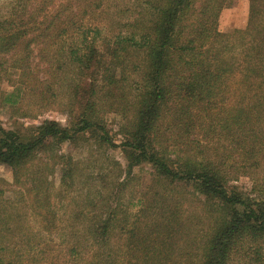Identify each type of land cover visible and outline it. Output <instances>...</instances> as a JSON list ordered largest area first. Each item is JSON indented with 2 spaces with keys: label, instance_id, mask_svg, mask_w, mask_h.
I'll list each match as a JSON object with an SVG mask.
<instances>
[{
  "label": "trees",
  "instance_id": "16d2710c",
  "mask_svg": "<svg viewBox=\"0 0 264 264\" xmlns=\"http://www.w3.org/2000/svg\"><path fill=\"white\" fill-rule=\"evenodd\" d=\"M238 1L0 3L10 118H67L0 122L13 179L0 178V264L43 262V234L70 240L71 264H264V0H250L245 28L220 31Z\"/></svg>",
  "mask_w": 264,
  "mask_h": 264
},
{
  "label": "rangeland",
  "instance_id": "374dc122",
  "mask_svg": "<svg viewBox=\"0 0 264 264\" xmlns=\"http://www.w3.org/2000/svg\"><path fill=\"white\" fill-rule=\"evenodd\" d=\"M7 0H0V3H4ZM249 3L250 0H239L237 5L234 8L225 10L219 21V29L220 31L226 33L231 30L235 29H243L247 25L248 20V11H249ZM8 74L12 79L17 78L18 73L13 70H8ZM2 81L0 80V122L4 125V127L10 129L15 127L18 124L23 123L27 126L36 124L38 122H42L44 120H54L62 125H65L67 123V118L63 113L56 112V111H50L45 113L43 116H41L38 121L33 122L29 120H21V119H15L10 118V110L8 106H5L3 104V98L6 95H9L11 93L16 92L17 86H13L14 83H9L5 80L3 75L1 76ZM0 78V79H1ZM109 123L113 130H116L117 127L122 123L121 118L118 115L111 114L109 116ZM63 151L67 153L73 154L75 157H81L83 156L82 151H75L70 148L68 145H65L63 148ZM113 156L118 159L122 164H125V161L123 159L122 154L120 151L113 152ZM151 170L147 166L136 168L134 171V174L136 175L135 179V187L136 191H138L141 195L143 194L147 188L151 187L152 183V176H151ZM0 178L4 179L7 184H12V172L8 167L0 166ZM52 182L54 183L55 187L59 186L60 182V172L58 171L56 175L52 178ZM239 189H241L244 193L248 195H252V182L248 178H240L238 181L235 182V184ZM9 190V186H7ZM139 197V195H138ZM16 199V194L14 192H7L4 198V201L6 203V206L8 208L11 207V205L14 204V200ZM136 201V200H135ZM137 203V202H136ZM135 203V204H136ZM140 205H135L133 208L134 211L139 209ZM60 219V216H59ZM60 222V221H59ZM25 227L29 226L31 227V231L37 232L39 230L38 224L33 221L32 219L26 218ZM42 249H45V255L43 258V262H40V264H62L65 262H68V264H71L70 260L68 261V255L67 251L72 246V243H70V240L67 241L65 244L60 243V238L56 235H42Z\"/></svg>",
  "mask_w": 264,
  "mask_h": 264
}]
</instances>
